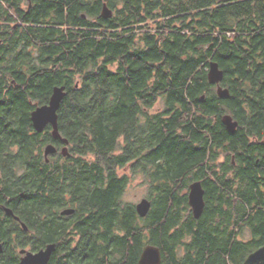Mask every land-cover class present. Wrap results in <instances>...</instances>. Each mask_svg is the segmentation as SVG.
<instances>
[{
  "label": "trees",
  "instance_id": "1",
  "mask_svg": "<svg viewBox=\"0 0 264 264\" xmlns=\"http://www.w3.org/2000/svg\"><path fill=\"white\" fill-rule=\"evenodd\" d=\"M23 23L0 42V209L27 226L9 217L0 231L18 237L9 264L19 248L50 243L48 264H138L149 244L161 264H245L264 246V0H33ZM212 61L220 84L209 81ZM62 86L68 144L31 120ZM49 144L59 151L47 161ZM125 168L144 171L145 217L123 200Z\"/></svg>",
  "mask_w": 264,
  "mask_h": 264
},
{
  "label": "water",
  "instance_id": "2",
  "mask_svg": "<svg viewBox=\"0 0 264 264\" xmlns=\"http://www.w3.org/2000/svg\"><path fill=\"white\" fill-rule=\"evenodd\" d=\"M102 14L104 17H110L113 15V11L106 5L103 7ZM208 78L212 84H220L224 78V71L220 68V65L216 61L210 63V68L208 72ZM218 94L221 97H228L230 91L227 88L218 86ZM65 87H55L51 95L50 101L48 104L38 106L31 115V120L34 128L37 132L41 133L45 130L48 125L52 126V134L55 138H60L65 144H68V140L62 138L59 131L58 123V110L60 109L61 103L65 97ZM223 123L230 132H235L238 127V122L233 119L230 114L223 116ZM57 147L54 144H49L45 147V156L48 161V156L50 154L57 152ZM63 155H68V147L65 146L62 148ZM205 190L200 181H195L190 185L189 192V203L193 209V214L196 219H199L204 211L205 207ZM151 208V201L148 198H142L136 204V209L140 216L145 217ZM73 208H67L61 211L62 215H70L74 213ZM6 212L10 215H13V211L10 208H6ZM18 219V217H16ZM25 229L27 226L22 224ZM3 250V244L0 237V253ZM56 250V244L50 243L45 248L40 249L36 252L31 250L23 249L21 250L22 257L19 264H48L53 253ZM162 263V254L160 247L156 245L149 244L143 250L138 264H161ZM245 264H264V246L258 248L257 250L250 253L246 260Z\"/></svg>",
  "mask_w": 264,
  "mask_h": 264
},
{
  "label": "flooded vegetation",
  "instance_id": "3",
  "mask_svg": "<svg viewBox=\"0 0 264 264\" xmlns=\"http://www.w3.org/2000/svg\"><path fill=\"white\" fill-rule=\"evenodd\" d=\"M32 1L33 0H0V42L3 40L7 41V40L15 38L17 36L18 31H21V26L22 27L24 26L23 25L24 24L23 19L25 18L27 8L31 7ZM84 17H85V15H84ZM17 27H18V30H17ZM20 36H21V34H20ZM23 49H24L23 46L21 47V45H20V47L18 48L20 56H21V53L23 52ZM9 51H11V50L9 49ZM9 61L10 60H7V64H6L7 69L11 68L10 64L8 63ZM19 69L24 71L25 66L20 65ZM58 139H60V138H58ZM60 140L62 141V139H60ZM62 147L63 146H61L60 148H62ZM140 149H142V148L140 147L138 149V151ZM58 151H59V149H58ZM150 153H151V148H146L144 153H142L141 155H137L134 158V160H132V163L134 165L136 164L138 166V163L141 162L142 158H144L145 156H147V154H150ZM256 156H257V154H256ZM258 160H257V162H258ZM136 175L142 177L143 183L145 182V175H144V171H142V169H139L137 171ZM1 206L3 207L2 210L0 209V231L1 232L5 233L6 227L10 224V218L9 217H12L16 223H18L20 226L23 227V225H22L23 222L21 221V218L18 215L8 214L6 212L7 207L5 206V204H1ZM190 208H191V212L193 214V209H192L191 205H190ZM61 215H62V213H61ZM16 217H18V219ZM41 234L42 233H40L38 236H39L40 240L42 241L44 237ZM0 237H1L2 244H3V250L0 253V264H9L8 247H10V246L13 247L16 244L15 241H17L18 237H17L16 233H13L12 234V241L13 242H8L7 240H5V238L3 237V235H1V233H0ZM23 249L31 250L33 252L38 251V250H32L31 246L30 247L28 246V247L22 248V249L19 248L18 250H19V254L21 257L23 255V254H21V250H23ZM41 249H43V248H41ZM21 257H20V259H21ZM19 262H20V260H19ZM19 262H18V264H19Z\"/></svg>",
  "mask_w": 264,
  "mask_h": 264
},
{
  "label": "rangeland",
  "instance_id": "4",
  "mask_svg": "<svg viewBox=\"0 0 264 264\" xmlns=\"http://www.w3.org/2000/svg\"><path fill=\"white\" fill-rule=\"evenodd\" d=\"M160 104H157L155 109H158ZM127 172L128 176L130 177V184L123 196V200L125 202L129 203H135L137 204L139 201H141L142 198L147 197V191L148 186L146 183H143V179L140 176H137L134 172H132L129 168H125V170H121L120 172ZM247 232H249L247 230ZM248 235L245 236V238H249Z\"/></svg>",
  "mask_w": 264,
  "mask_h": 264
}]
</instances>
